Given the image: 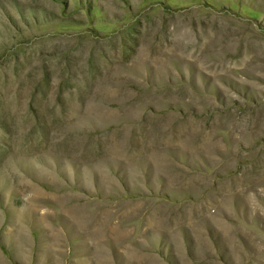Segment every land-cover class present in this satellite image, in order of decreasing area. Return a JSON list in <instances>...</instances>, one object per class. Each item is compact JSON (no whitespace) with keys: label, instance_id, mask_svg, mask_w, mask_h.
Returning <instances> with one entry per match:
<instances>
[{"label":"rangeland","instance_id":"1","mask_svg":"<svg viewBox=\"0 0 264 264\" xmlns=\"http://www.w3.org/2000/svg\"><path fill=\"white\" fill-rule=\"evenodd\" d=\"M0 264H264V0H0Z\"/></svg>","mask_w":264,"mask_h":264}]
</instances>
